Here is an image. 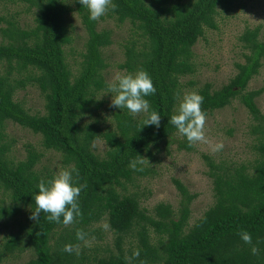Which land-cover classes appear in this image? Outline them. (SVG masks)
<instances>
[{
  "label": "trees",
  "instance_id": "16d2710c",
  "mask_svg": "<svg viewBox=\"0 0 264 264\" xmlns=\"http://www.w3.org/2000/svg\"><path fill=\"white\" fill-rule=\"evenodd\" d=\"M14 1V0H7ZM34 10L33 26L20 29L13 23L0 29L5 42L0 43V221L16 219L22 208L29 214L34 204L32 193L40 176L34 169L40 158L32 148L23 160L13 163L7 158L8 146L1 141L2 129L11 122L41 138L44 150L60 154L62 165L75 166L76 183L82 185L78 203L81 215L69 225L53 223L41 212L37 221L28 217L16 222V230L6 233L0 246V264L6 257L30 250L25 264H264V136L259 142L261 158L249 171L238 166L221 171L207 157V175L212 181L214 204L184 231L193 196L179 181H174L181 196L178 216L174 219L169 205L154 208L155 219L145 215L135 193H124V183L147 175L149 169L137 164L129 168L136 154L151 159V149L160 143H172L177 133L168 123L173 113L174 94L179 93V78L192 73L191 47L203 30L216 29L215 15L228 13L236 0H112L110 9L97 20H89L87 11L77 0L71 8L61 0H18ZM75 12L86 34L83 52L75 75L64 57V46L71 42L64 16ZM112 18L117 23L128 21L136 38L127 40L124 59L118 64L128 72L145 70L151 77L155 93L146 97L151 109L161 116L159 126H142L144 116L136 117L126 109L113 108L110 122L104 125L97 115L90 121L82 118L100 106L95 100L106 88L101 72L106 67L102 50L111 44L109 30L97 29L98 20ZM243 62L235 63L236 73L220 88L208 83L197 89L203 97L201 110L206 116L237 99L253 120L260 119L255 98L261 90H246L257 75L264 58V37L259 27L246 28L238 37ZM30 85L43 96L42 114H30L13 96L16 90ZM141 127V128H140ZM264 132V131H263ZM101 139L106 151L103 157L92 150ZM177 149L191 151L183 137L176 139ZM220 171V172H218ZM119 188V190H117ZM105 219L116 235L115 252L106 256L64 252V244H81L75 238L81 229L85 240L92 237L91 226ZM145 224L160 235L157 245L148 240ZM137 228V257H127L122 237ZM246 230L257 253L243 243L237 232Z\"/></svg>",
  "mask_w": 264,
  "mask_h": 264
},
{
  "label": "rangeland",
  "instance_id": "374dc122",
  "mask_svg": "<svg viewBox=\"0 0 264 264\" xmlns=\"http://www.w3.org/2000/svg\"><path fill=\"white\" fill-rule=\"evenodd\" d=\"M69 7H74V0H61ZM155 4L153 0H147ZM168 2H182L184 0H166ZM34 10L29 9L26 3L18 0H0V29L13 23L20 29H28L33 26ZM216 29L203 30V34L191 47L192 73L179 78V93L195 91L208 83L212 90L226 84L236 73L235 63L243 62L239 35L246 29L259 27V37H264V0H236L228 13L218 12L215 15ZM64 24L67 28L71 42L64 46L65 61L75 75L78 63L83 52L86 34L75 12L64 16ZM97 29L109 30L111 44L102 50V57L106 67L101 72L106 86L113 82L118 72V64L124 59V46L127 40L136 38L128 21L117 23L112 18L98 20ZM5 42L1 37L0 43ZM4 64L0 62V74L3 73ZM246 90H261L255 98V105L259 110L260 119L253 120L246 109L237 99L222 109L208 114L205 119V136L212 143H222L219 151H211L208 144L193 143L191 151L177 149L176 139L182 136L176 133L172 143H160L157 148L151 149V159L142 163L149 169L147 175L136 177L131 183H124L126 194L135 193L141 209L145 215L155 219L154 208L158 204L171 207L174 219L178 216L181 196L176 190L174 181H179L188 195L193 196L188 205L189 215L184 226V231L192 227L202 214L214 204L211 178L207 175L208 167L204 157L212 161L221 171H229L238 166H244L246 171L251 169L255 161L261 158L258 149L259 142L264 136V58L256 76L247 84ZM104 89L96 95V102H100L99 108L92 114L84 115L82 121L88 122L97 115L104 125L110 122V114L113 108L110 106V94H105ZM30 114H42L44 99L37 88L27 85L24 89L15 91L13 96ZM134 116L142 117L143 113ZM1 141L8 146L7 158L13 163L23 160L26 150L32 148L40 154L34 169L40 176L52 175L61 168V156L52 150H44L39 135L31 133L11 122H6L2 129ZM93 152L100 158L104 156L106 146L101 139L92 144ZM220 172V171H218ZM119 190V188H117ZM21 214L16 219L0 221V246L6 233L16 230V222L28 217L29 209L22 208ZM149 243L157 245L160 235L156 234L152 227L145 224ZM137 228L122 237L121 248L128 257L136 251L138 238ZM94 231L92 237L79 244V249L84 255L106 256L115 252L116 235L108 228L105 219L91 226ZM31 257L30 250L17 252L6 257L2 264H25Z\"/></svg>",
  "mask_w": 264,
  "mask_h": 264
},
{
  "label": "clouds",
  "instance_id": "9594fccd",
  "mask_svg": "<svg viewBox=\"0 0 264 264\" xmlns=\"http://www.w3.org/2000/svg\"><path fill=\"white\" fill-rule=\"evenodd\" d=\"M77 2L87 11L88 19L93 21L115 8L112 0H77ZM155 91L151 77L143 69L118 72L113 82L108 83L104 89L105 94H110L111 107L126 109L132 115L144 114L141 127L159 126L161 116L150 108L146 99ZM174 100L176 103L173 113L168 117V123L173 125L176 132L190 145L197 142L204 143L209 145L211 151H219L223 147L222 143L212 144L205 136L206 114L200 107L203 97L195 91H188L174 94ZM144 161H147L146 158L136 154L135 158L129 161L128 166L135 170L137 164H142ZM78 175L75 166H71L59 169L46 180L38 181L35 185L36 191L31 196L34 207L28 218L37 221L43 212L45 219L50 222L72 224L74 217L78 218L81 215L78 197L82 185L76 183ZM237 235L243 243L250 245L249 251L255 255L257 247L253 244L250 234L246 230H239ZM85 236L81 229H76V240L85 241ZM62 250L79 254V246L74 244H64ZM138 255L139 250L133 251V258Z\"/></svg>",
  "mask_w": 264,
  "mask_h": 264
}]
</instances>
